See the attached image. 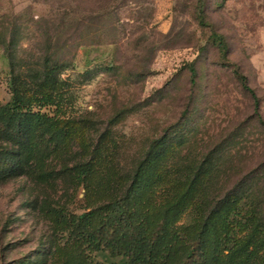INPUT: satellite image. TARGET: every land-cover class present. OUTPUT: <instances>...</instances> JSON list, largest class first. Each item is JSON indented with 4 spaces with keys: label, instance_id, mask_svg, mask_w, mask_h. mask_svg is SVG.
<instances>
[{
    "label": "rangeland",
    "instance_id": "1",
    "mask_svg": "<svg viewBox=\"0 0 264 264\" xmlns=\"http://www.w3.org/2000/svg\"><path fill=\"white\" fill-rule=\"evenodd\" d=\"M201 3L209 26L197 23L196 0H124L103 15L98 0H0V103L11 95V63L28 70L51 53L72 62L60 74L66 115L92 120L87 140L111 136L109 155L120 167H131L151 139L187 111L196 146L228 142L242 173L259 168L264 176V0ZM210 30L223 36L226 60L210 42ZM11 36L10 58L4 46ZM57 183L53 191L25 177L0 184V264H56L43 200L49 196L80 212L92 197L65 176Z\"/></svg>",
    "mask_w": 264,
    "mask_h": 264
},
{
    "label": "trees",
    "instance_id": "2",
    "mask_svg": "<svg viewBox=\"0 0 264 264\" xmlns=\"http://www.w3.org/2000/svg\"><path fill=\"white\" fill-rule=\"evenodd\" d=\"M98 2L102 15L124 5ZM195 18L209 26L201 0ZM209 40L226 60L223 36L210 30ZM15 43L11 36L4 46L10 58ZM71 64L51 53L36 68L17 70L11 63V95L0 103V184L25 177L53 191L65 176L92 193L80 212L49 196L43 200L41 210L54 226L56 264H264L263 172L242 173L228 142L196 146L187 111L151 139L131 167H120L109 155L111 136L87 140L92 120L66 115L60 74ZM188 69L194 82L195 69ZM233 72L257 108L245 76Z\"/></svg>",
    "mask_w": 264,
    "mask_h": 264
}]
</instances>
